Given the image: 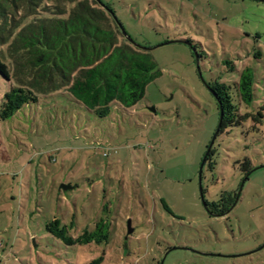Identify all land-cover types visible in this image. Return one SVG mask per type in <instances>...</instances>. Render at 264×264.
I'll use <instances>...</instances> for the list:
<instances>
[{"label":"rangeland","instance_id":"1","mask_svg":"<svg viewBox=\"0 0 264 264\" xmlns=\"http://www.w3.org/2000/svg\"><path fill=\"white\" fill-rule=\"evenodd\" d=\"M99 1L160 76L104 118L57 92L0 121V264H264V0ZM245 69L254 98L240 111L263 108L261 123L215 136L207 84L237 104ZM10 85L0 76V104ZM234 192L228 214L205 208ZM54 220L74 239L102 223L107 240L65 245Z\"/></svg>","mask_w":264,"mask_h":264},{"label":"trees","instance_id":"2","mask_svg":"<svg viewBox=\"0 0 264 264\" xmlns=\"http://www.w3.org/2000/svg\"><path fill=\"white\" fill-rule=\"evenodd\" d=\"M106 7L110 12L95 0H0V76L11 84L0 104V121L57 92L68 93L98 118L106 117L112 104L131 108L144 97L147 85L160 76L158 66L148 51L123 37L113 10ZM253 81L251 70L240 74L233 87L237 104L231 87L218 81L207 84L219 115L222 110L216 136L248 119L253 121L251 130H257L263 108L256 114L240 111L241 103L253 102ZM212 154L210 149L204 162ZM244 166L248 175V159ZM236 199L234 192L205 204L211 215L220 217L233 209ZM163 208L171 214L164 203ZM103 225H96L100 236L85 231L75 239L59 220L48 223L46 230L72 246L106 241Z\"/></svg>","mask_w":264,"mask_h":264},{"label":"water","instance_id":"3","mask_svg":"<svg viewBox=\"0 0 264 264\" xmlns=\"http://www.w3.org/2000/svg\"><path fill=\"white\" fill-rule=\"evenodd\" d=\"M96 2H97V4L101 7V8H103L104 10H106V11H108V12H110L109 10H108V8L106 7V6H104L99 0H95ZM112 14V13H111ZM112 17H113V20L117 23V25H118V27H119V29H120V32H121V34L123 35V37L133 46V47H135V48H138V49H141V50H145V51H150V49H147V48H145V47H141V46H139V45H137L128 35H127V33L125 32V30H124V28L121 26V24L118 22V20H117V18L115 17V15H113L112 14ZM196 62L198 63V61L196 60ZM207 88H209L208 86H207ZM221 119H222V110L220 109V115H219V124H218V127H219V125H220V122H221ZM217 130H218V128H217ZM216 134H217V131H216V133H215V136H216ZM211 148V147H210ZM210 148H209V150H210ZM208 150V151H209ZM72 188L69 186V185H62L61 187H60V190H63V191H67V190H71ZM201 198H202V200H203V196H202V193H201ZM204 206H205V208L207 209V207H206V204H205V202H204ZM232 210V207H231V209L228 211V212H226L224 215H226V214H228L230 211ZM224 215H221L220 217H222V216H224ZM212 216H214V215H212ZM216 217V216H215ZM133 231H132V229H131V227H130V222L128 221V223H127V234L129 235V234H131ZM264 247V245L261 247V248H263Z\"/></svg>","mask_w":264,"mask_h":264}]
</instances>
